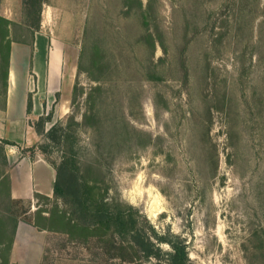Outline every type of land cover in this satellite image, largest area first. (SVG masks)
I'll use <instances>...</instances> for the list:
<instances>
[{
  "label": "rangeland",
  "instance_id": "1",
  "mask_svg": "<svg viewBox=\"0 0 264 264\" xmlns=\"http://www.w3.org/2000/svg\"><path fill=\"white\" fill-rule=\"evenodd\" d=\"M139 1L44 0L34 39L53 76L40 87L61 90L46 115L28 118L36 140L21 152L49 143L37 132L48 115L44 132L69 127L86 179L158 234L180 235L189 264H264V0ZM0 17L13 47L6 86L0 59L1 106L4 87H36V78L19 43L31 41L23 0H0ZM51 146L44 157L58 163ZM8 191L4 183L0 213L18 222L51 207L12 203ZM39 232V245L25 233L13 250L14 235L8 264L32 261L37 246L39 264H120L96 238Z\"/></svg>",
  "mask_w": 264,
  "mask_h": 264
},
{
  "label": "trees",
  "instance_id": "2",
  "mask_svg": "<svg viewBox=\"0 0 264 264\" xmlns=\"http://www.w3.org/2000/svg\"><path fill=\"white\" fill-rule=\"evenodd\" d=\"M142 8L141 2L135 0ZM44 0H23L24 12L28 19L27 29L31 34L30 42H19L33 49L34 34L40 29L41 10ZM149 5L142 11L146 14ZM130 10V9H127ZM6 24L0 17V27L3 29L0 38L1 69L3 85L6 86L10 59L11 41L6 39ZM151 46H154L152 34L146 33ZM6 94V87H4ZM3 99L0 109H4ZM32 111V98L28 94L26 112ZM50 117H41L38 121L37 132L43 134L49 143L41 144L36 148L43 158L55 170L53 184V200L49 197L35 194L34 198L51 203L48 210L37 209L33 218L25 220L38 231H46L68 239L77 240L80 244H87L92 238H96L104 252L110 258L118 260L120 264H142V260H154L155 264H189V255L185 240L178 234H158L147 219L131 205L109 201L106 198V189L101 188L97 181H88L82 173L78 159L71 143L69 127L54 124L44 132V123ZM57 147L62 153L58 163L51 162L44 157L50 148ZM5 145H14L7 140H0V188L8 183L7 158ZM34 149V147H31ZM35 148V149H36ZM26 149H30L26 148ZM8 200L15 203L8 191ZM65 206L61 208L58 202ZM18 219L5 217L0 213V264H8V253L13 243ZM162 245L168 247L167 250ZM49 250L46 248V254ZM46 256V255H45ZM47 260V257H44Z\"/></svg>",
  "mask_w": 264,
  "mask_h": 264
},
{
  "label": "crops",
  "instance_id": "3",
  "mask_svg": "<svg viewBox=\"0 0 264 264\" xmlns=\"http://www.w3.org/2000/svg\"><path fill=\"white\" fill-rule=\"evenodd\" d=\"M37 42L36 37L32 52L28 46L20 47L27 50L24 59L36 78V87H6L4 109H0V140L14 143V145H5L4 147L8 164L10 195L12 199L24 201H33L35 194L52 197L55 180L54 168L40 154L36 153L30 157L29 154H22L21 152L24 148H29L36 140L35 132L27 124L28 118L46 115L47 112H44V108L52 103L51 97H54L55 93L61 90V87H40L41 82L50 80L53 75L49 72V54L43 50L42 44ZM10 51L9 69L13 57V47ZM41 56H43L44 68L43 71L40 69V73L36 68ZM29 93H31L32 98V112L27 114L26 103ZM25 233L32 238H37L39 245L40 238H42L41 234L44 232H39L26 222L19 221L13 250L20 235L23 236ZM40 251L41 248L39 249L37 246L33 252L34 256L35 253L39 256L36 255V258L32 261L28 260L24 264H39Z\"/></svg>",
  "mask_w": 264,
  "mask_h": 264
},
{
  "label": "water",
  "instance_id": "4",
  "mask_svg": "<svg viewBox=\"0 0 264 264\" xmlns=\"http://www.w3.org/2000/svg\"><path fill=\"white\" fill-rule=\"evenodd\" d=\"M8 75H9V73H8Z\"/></svg>",
  "mask_w": 264,
  "mask_h": 264
}]
</instances>
